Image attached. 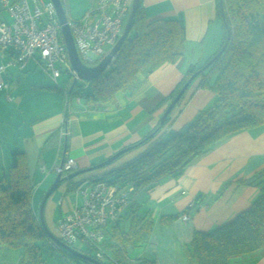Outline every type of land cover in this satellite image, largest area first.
Here are the masks:
<instances>
[{"label": "crops", "instance_id": "1", "mask_svg": "<svg viewBox=\"0 0 264 264\" xmlns=\"http://www.w3.org/2000/svg\"><path fill=\"white\" fill-rule=\"evenodd\" d=\"M143 7L147 21L177 20L183 25L184 55L175 64H166L152 73L135 91L117 94L116 101L102 111L87 110L82 100L72 106L73 99L65 108V95L71 86L35 84L29 75L41 67L35 60L31 61L28 72L20 71L22 75H17L16 67L9 68L4 75L8 89L0 90V136L4 134L11 142L10 151L25 154L34 180L32 207L38 217L43 198L58 176L53 171L55 164L73 158L77 162L76 171L91 169L143 141L161 126L168 104L165 99L190 66H204L219 52L226 38L220 0H143ZM9 59L0 53V66ZM215 79L214 73L206 77L210 85ZM203 80L201 76L191 83L153 141L128 150L104 168L82 174L75 182L83 179V188L89 190L93 180L133 162L158 139L166 140L184 132L198 113L212 107L217 99L210 89L201 86ZM2 95L6 100L7 95L12 97V101L7 100L9 106L3 105ZM65 130L67 137L62 136ZM2 145L0 140V157L4 155ZM263 171L264 128L238 130L185 168L181 176H169L156 184L133 189L121 221L105 229L103 244L112 242L119 246L118 241H123L120 237L129 235L134 219L146 218L153 222L152 233L146 243L126 247V260L190 264L186 247L194 234L213 232L247 211L260 197L261 187L255 179ZM65 184L49 205L50 199L62 188V183L59 184L44 208L46 226L53 223L55 231L60 219L83 203V195L78 190L69 191L73 185ZM106 185L122 192L117 186ZM184 214L189 215L186 222L181 219ZM73 249L88 258L92 256L91 247L82 241ZM76 257L82 264H91L85 258ZM58 260L53 264L71 263L62 254ZM0 264H23L21 251L0 249ZM44 264H48L46 258ZM234 264H264V255L249 256Z\"/></svg>", "mask_w": 264, "mask_h": 264}, {"label": "trees", "instance_id": "2", "mask_svg": "<svg viewBox=\"0 0 264 264\" xmlns=\"http://www.w3.org/2000/svg\"><path fill=\"white\" fill-rule=\"evenodd\" d=\"M219 9L227 30L219 52L223 48L224 51L202 67L190 66L165 99L168 107L189 79L200 72L196 79L203 76L201 86L217 97L213 106L200 111L184 132L158 139L133 162L104 173L91 183L104 182L122 192L156 184L169 176H181L185 168L238 130L264 128V0H220ZM184 31L177 20L147 21L140 0L130 31L108 69L91 83L75 85L69 98L81 99L82 92L88 90L83 103L86 109L104 110L116 101L117 94L135 91L159 68L179 61L184 55ZM6 55L14 57L11 53ZM205 73L216 75L211 85ZM69 79L68 87H72L70 76ZM164 126L131 149L153 141ZM10 156L7 168L0 162V249L20 250L23 264H44L43 247L51 248L48 242L52 240L33 211V176L24 153L13 150ZM82 176L65 181L73 185L69 191L82 186L83 179L75 182ZM255 180L261 194L247 211L213 232L194 234L186 247L190 264H234L249 256L264 255V171ZM152 228L151 220L134 219L129 235L120 237L123 241H118L119 246L102 243L101 259L97 258L98 249L89 246L90 256L104 264H145L144 260L128 262L125 249L146 243ZM64 256L70 264L83 262L73 255Z\"/></svg>", "mask_w": 264, "mask_h": 264}, {"label": "built area", "instance_id": "3", "mask_svg": "<svg viewBox=\"0 0 264 264\" xmlns=\"http://www.w3.org/2000/svg\"><path fill=\"white\" fill-rule=\"evenodd\" d=\"M132 3L133 0H96L95 8L80 21L69 19L77 52L85 65L100 63L115 46L123 34ZM0 5L11 19L10 22L0 21V53L14 56L0 66V90L8 89L4 75L9 68L24 71L32 60L41 65L57 87L63 74L70 76L72 81L78 80L69 60L55 6L50 0H0ZM107 48L110 49L105 50ZM7 100L12 101V97L7 95ZM76 101L80 103L81 100ZM65 102L67 108L69 94L65 95ZM62 136L67 137L68 132L63 131ZM77 168L76 160L67 158L55 164L53 171L66 176ZM132 191L129 188L118 193L104 182L92 183L89 190L80 186L78 192L83 195V203L57 224L61 242L73 248L82 241L97 248V258L101 259L100 245L105 240V229L120 221ZM181 219L186 222L189 215L184 214ZM49 245L62 255L66 253L54 241Z\"/></svg>", "mask_w": 264, "mask_h": 264}, {"label": "water", "instance_id": "4", "mask_svg": "<svg viewBox=\"0 0 264 264\" xmlns=\"http://www.w3.org/2000/svg\"><path fill=\"white\" fill-rule=\"evenodd\" d=\"M50 1L55 6L57 17L59 20V25L61 27V34L63 36L64 43H65L66 48H67L69 60H70L71 66H72V68H73V70L76 73V76L78 78V80H74V82H73V85L71 87V90H73L75 85H77L78 81H82L83 83H87V84L91 83L94 80H96L97 78H99L100 76H102L105 73V71L108 69L109 65L111 64V62L115 58L118 50L122 46L123 42L125 41L128 33L130 31L132 22L134 20L135 13L139 7L140 0H133L131 13H130V16H129L126 24H125L124 31H123V34L120 37V39L117 41L115 46L107 53V55L102 59V61L100 63L94 65V66L85 65L82 62V60H81V58L77 52L76 45L74 43V39L72 36V32H71V29L69 27V18L67 16L63 1L62 0H50ZM225 25H226V23H225ZM223 51H224V48L219 52V54L215 58L219 57ZM203 70H205V69H203ZM199 73L200 72L196 73L195 75H193L189 79V81L182 87L181 91L178 93V95L175 97V99L168 105V107L166 108V110H165V112L161 118V126L165 125L168 117L170 116L172 111L175 109V107L178 105V103L180 102V100L182 99L184 94L186 93L187 89L189 88L191 83L196 79V77L199 75ZM131 148L132 147L121 151L120 153L116 154L112 158L108 159L106 162H104V163H102L96 167H92L91 169L75 171V172L70 173L64 177H62V175L59 174L56 177L51 188L48 190V192L44 196L43 201L41 203L40 212H39L40 224L46 230V233H47L49 239L56 242L61 247V249L63 251H65L67 254L73 255V256H78L79 258H85L91 264H103V263H101L95 259H91V258H88V257L82 255V254H79L72 247H69L68 245H66V244L62 243L60 240H58L48 230V228L45 224V221H44V208H45V205H46L48 199L51 197L53 192L58 188L59 184L63 183L64 181L72 180L79 175L85 174L87 172H91L92 170L104 168V167L110 165L111 163H113L115 160H117L120 156H122L124 153H126Z\"/></svg>", "mask_w": 264, "mask_h": 264}, {"label": "rangeland", "instance_id": "5", "mask_svg": "<svg viewBox=\"0 0 264 264\" xmlns=\"http://www.w3.org/2000/svg\"><path fill=\"white\" fill-rule=\"evenodd\" d=\"M48 1V0H46ZM67 16L70 20H79L82 16H84L86 14V12L92 8V6H94V4L96 5L95 0H62ZM0 21H6V22H10V17L8 16V14L2 10L1 5H0ZM110 48H107L105 50H109ZM32 62L29 63L28 67L26 68V70L24 72H28L29 69L31 68ZM40 67V66H39ZM41 69V70H40ZM40 69L34 73H30L29 75H31L32 79L34 80L35 84H42V83H46L49 84L52 87H56L55 82L48 77L47 73H45L43 71V68L40 67ZM22 75L23 72L18 71L17 75ZM206 76L209 75V73H205ZM17 81H18V76H17ZM70 79L69 76L66 74H63V76L58 80V85L66 88L68 86ZM79 85H83L82 81H79ZM88 92V90H85L84 92H82L81 95V99L82 102L84 103V95H86ZM3 99H2V103L5 106H9L10 103H8V101L5 98V95H2ZM72 106H76L77 102L76 99L73 100L72 102ZM12 140V137H10ZM0 140L2 141V148L3 151L2 153H4L3 156L0 157V162L3 165L4 168H7L10 164H11V156H10V150L12 149L11 147V142H9L7 139H5L4 134L0 136ZM5 140H7V142H5ZM30 158L32 156L31 153H29ZM31 161H33V159H31ZM35 165V164H34ZM85 175V174H83ZM66 182L64 181L62 183V188H59V192H56L54 194V196L50 199L49 201V205L52 204V201L54 199H56L60 193V189H63ZM48 211V210H47ZM48 230H50V232L57 238L58 233L57 230L55 231V227L53 225V223H50V227H47ZM57 233V234H56ZM47 247V246H46ZM43 247V256L46 258V261L48 262V264H53L58 262L59 260V256L61 255V253L58 250L52 249V248H46ZM77 247V246H76ZM88 248V247H87ZM128 248V247H127ZM123 255V254H122Z\"/></svg>", "mask_w": 264, "mask_h": 264}, {"label": "bare ground", "instance_id": "6", "mask_svg": "<svg viewBox=\"0 0 264 264\" xmlns=\"http://www.w3.org/2000/svg\"><path fill=\"white\" fill-rule=\"evenodd\" d=\"M73 82H74V81H72V83H73ZM78 83H79V82H78ZM78 83H77V84H78ZM70 89H71V88H70ZM80 100H81V99H80Z\"/></svg>", "mask_w": 264, "mask_h": 264}]
</instances>
